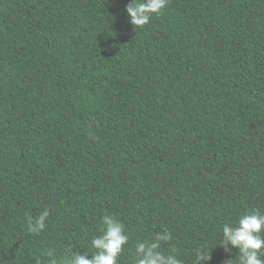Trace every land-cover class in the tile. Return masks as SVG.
I'll use <instances>...</instances> for the list:
<instances>
[{
  "label": "trees",
  "instance_id": "1",
  "mask_svg": "<svg viewBox=\"0 0 264 264\" xmlns=\"http://www.w3.org/2000/svg\"><path fill=\"white\" fill-rule=\"evenodd\" d=\"M130 2L0 0V264L91 258L104 215L119 264L165 228L183 264H239L219 243L264 212V0H169L143 29Z\"/></svg>",
  "mask_w": 264,
  "mask_h": 264
},
{
  "label": "clouds",
  "instance_id": "2",
  "mask_svg": "<svg viewBox=\"0 0 264 264\" xmlns=\"http://www.w3.org/2000/svg\"><path fill=\"white\" fill-rule=\"evenodd\" d=\"M169 0H131L126 5V12L134 29H143L153 15L162 14ZM49 210L45 209L37 217L26 214L25 220L29 234L39 235L46 227ZM104 228L102 234L91 240V253L66 254L58 258L55 248H50L45 255L48 264H119V258L125 251L129 236L123 223L111 215L102 217ZM168 229L157 233L148 240L138 242L134 248L135 264H183L180 253L175 247L165 251L162 245L172 241ZM224 251L238 249L239 264H264V212L259 209L251 210L239 216L235 225H222V239L219 243ZM211 254L205 248L195 249L194 264H207ZM229 260L226 264H232Z\"/></svg>",
  "mask_w": 264,
  "mask_h": 264
}]
</instances>
